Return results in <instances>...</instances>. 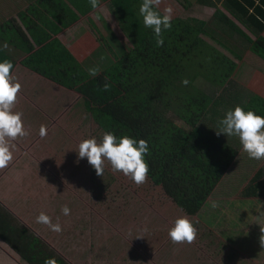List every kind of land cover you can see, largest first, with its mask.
<instances>
[{"label": "trees", "instance_id": "16d2710c", "mask_svg": "<svg viewBox=\"0 0 264 264\" xmlns=\"http://www.w3.org/2000/svg\"><path fill=\"white\" fill-rule=\"evenodd\" d=\"M101 1L132 46L128 51L121 53L106 43L89 20L94 11L89 0H31L22 13L25 18L0 16V62L9 60L14 68L9 51L18 52L23 68L78 94L103 135L146 140L147 178L185 214L194 215L237 157L233 146L215 137L216 122L226 114L220 111L240 106L264 117V98L233 78L235 60L245 52L264 61V0H176L185 8L196 3L213 12L207 20L173 17L162 47L144 27L142 0ZM165 8L160 5L158 10L163 14ZM82 19L98 42L92 57L99 62L90 65L78 61L56 37ZM91 68H99V74L90 76ZM105 78L111 85L108 91L102 90ZM198 78L212 88L201 89ZM205 120L215 133L201 128ZM251 179L241 196L264 199V162ZM0 241L24 264H44L50 257L69 264L1 203Z\"/></svg>", "mask_w": 264, "mask_h": 264}, {"label": "rangeland", "instance_id": "374dc122", "mask_svg": "<svg viewBox=\"0 0 264 264\" xmlns=\"http://www.w3.org/2000/svg\"><path fill=\"white\" fill-rule=\"evenodd\" d=\"M29 1L0 0V16L25 18L22 13ZM160 5L171 7L172 18L181 20H207L213 12L196 3L185 8L176 0H161ZM89 20L117 51L124 53L132 47L103 3ZM56 37L78 61L99 62L92 57L98 42L86 19L64 28ZM9 52L16 60L13 82L21 84L12 112L22 113L28 135L8 143L13 158L0 169V203L69 264H264V249L256 253L257 216L264 212V199L241 196L264 159H250L238 137L215 136L233 146L237 157L197 213L187 215L148 178L137 186L122 172H114L107 160L103 177L97 176L87 158H78V150L86 139L95 138L99 144L103 134L85 112L78 94L41 80L20 65L18 52ZM243 55L235 60L238 67L233 78L247 92L264 98V61L249 51ZM197 85L212 88L200 78ZM41 125L47 129L44 137L40 136ZM201 128L215 133L209 120ZM213 202L219 206L213 208ZM65 205L69 215L62 213ZM41 212L52 223H59L62 231L53 232L37 223ZM181 217L197 229L192 244H173L168 236ZM0 264L24 263L0 241Z\"/></svg>", "mask_w": 264, "mask_h": 264}, {"label": "clouds", "instance_id": "9594fccd", "mask_svg": "<svg viewBox=\"0 0 264 264\" xmlns=\"http://www.w3.org/2000/svg\"><path fill=\"white\" fill-rule=\"evenodd\" d=\"M92 9H97L100 0H89ZM161 0H142L139 7V14L143 19L145 28L151 29L157 47L164 45V32L172 27V8L166 7L163 14L158 10ZM99 20L100 17L96 16ZM7 48V44L4 45ZM13 63L9 60L0 62V169L6 168L12 160V152L8 146V140H16L18 137L28 135L22 122V113L12 112V108L20 92L21 84L13 82L11 70ZM89 75L95 77L99 74V68L88 69ZM187 85L189 81L183 80ZM111 85L105 78L103 91L110 90ZM217 136L223 134L227 137H238L242 149L250 159H264V117L256 115L252 111L245 112L240 106L234 110L226 112L225 116L218 121ZM47 135V129L41 125L40 136ZM149 153L148 142L144 139L136 140L129 136L116 137L112 132L103 135L102 142L97 143L95 138L86 139L79 144L78 158H87L88 163L95 169L97 176L104 173V163L107 160L114 172H122L123 175L130 177L137 185L146 182L149 165L145 156ZM218 207L217 202L211 205ZM64 215L70 214V209L65 205L62 208ZM260 226L258 244L264 249V212L257 216ZM36 222L47 225L53 232H61L62 227L59 223H52L51 218L41 212L36 217ZM168 236L173 244H192L197 238V229L186 218L176 219L174 226L169 230ZM142 236H137L141 238ZM44 264H57L55 258H46Z\"/></svg>", "mask_w": 264, "mask_h": 264}, {"label": "crops", "instance_id": "0c3cea01", "mask_svg": "<svg viewBox=\"0 0 264 264\" xmlns=\"http://www.w3.org/2000/svg\"><path fill=\"white\" fill-rule=\"evenodd\" d=\"M100 3H103L101 0H100ZM100 5V4H99ZM105 7V6H104ZM106 9V8H105ZM108 13V12H107ZM92 14V13H91ZM91 14H89V17L91 16ZM110 14V13H108ZM96 50V49H95ZM73 54V53H72ZM74 55V54H73ZM259 59V58H258ZM263 98V97H262ZM7 247V246H6ZM8 248V247H7ZM9 249V248H8ZM10 250V249H9ZM11 251V250H10ZM12 252V251H11ZM13 253V252H12ZM14 254V253H13Z\"/></svg>", "mask_w": 264, "mask_h": 264}]
</instances>
